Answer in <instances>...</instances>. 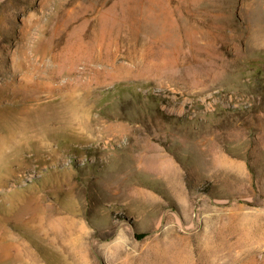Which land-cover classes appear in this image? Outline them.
Masks as SVG:
<instances>
[{"label": "rangeland", "instance_id": "1", "mask_svg": "<svg viewBox=\"0 0 264 264\" xmlns=\"http://www.w3.org/2000/svg\"><path fill=\"white\" fill-rule=\"evenodd\" d=\"M65 1L0 0V264H264V0Z\"/></svg>", "mask_w": 264, "mask_h": 264}, {"label": "bare ground", "instance_id": "2", "mask_svg": "<svg viewBox=\"0 0 264 264\" xmlns=\"http://www.w3.org/2000/svg\"><path fill=\"white\" fill-rule=\"evenodd\" d=\"M112 0H66L65 1V4H64V6L63 7H65V8H67V6H69L68 8L69 9H71V10H73L74 12V17L76 18L77 17V20H79V21H81V24L83 25H85L86 24V22H87V20H88V18H89V15H91V13L94 11H97L99 8H101V7H104L105 5H107L108 3H110ZM41 3V2H40ZM45 3H46V1H45ZM64 3V2H63ZM42 4V3H41ZM47 4V3H46ZM65 8H64V10H65ZM69 13V12H68ZM119 174V173H118ZM117 187V186H116ZM115 188V187H114ZM116 189V188H115ZM119 189V188H118ZM114 190V189H113ZM113 192V191H112ZM117 193V192H116ZM36 205V204H35ZM36 208V207H35ZM62 232H63V229H62ZM52 233V232H51ZM216 233V232H215ZM214 233V234H215ZM219 235V234H218ZM220 235H221V233H220ZM82 236V235H81ZM81 236H79V239H80V237ZM214 236V235H213ZM62 239V238H61ZM209 239H212V238H209ZM161 240H164V237H162L161 238ZM66 241V240H65ZM74 241V240H73ZM206 241V240H205ZM209 241V240H208ZM207 241V242H208ZM214 241V240H213ZM69 242V241H68ZM71 242V241H70ZM66 243H67V241H66ZM77 243V242H76ZM79 243V242H78ZM209 243V242H208ZM210 243H212V242H210ZM214 243V242H213ZM22 244V243H21ZM72 244V243H71ZM166 244H168V243H166ZM23 245V244H22ZM117 245V244H116ZM174 245H175V243H174ZM173 245V246H174ZM204 245V244H203ZM202 245V246H203ZM207 245V244H206ZM206 245H205V247H206ZM13 246H15V245H13ZM67 246V245H66ZM118 246H119V244H118ZM228 246V245H227ZM114 247H115V245H114ZM166 247V246H165ZM211 247H212V245H211ZM211 247H208L206 250H200V252H199V254H198V256H199V259L201 258L202 259V262L204 261V260H207V262H209V261H213V260H211V256H213L214 254H216V253H218L219 251H217L218 249H216V248H211ZM214 247H216V246H214ZM218 247V246H217ZM223 247V246H222ZM202 248V247H201ZM25 249V248H24ZM170 248H168V247H166V248H164L163 250L164 251H166V250H169ZM182 249V248H181ZM198 249V248H197ZM188 251H189V248H188ZM187 251V252H188ZM27 252V251H26ZM168 252V251H167ZM228 252V251H227ZM227 252H225V253H227ZM233 252V251H232ZM176 253H178V251L176 252ZM181 253V252H180ZM180 253H178V254H180ZM230 253V255H233V253H231V251L229 252ZM28 254V253H27ZM31 254H33V253H31ZM82 254V253H81ZM189 254V253H188ZM171 255V254H170ZM173 255V254H172ZM186 255V254H185ZM218 255H220V254H218ZM223 255H224V253H223ZM228 255V254H227ZM36 256V255H35ZM77 256V255H76ZM83 256V255H82ZM179 256V255H178ZM178 256H176V258H178ZM183 256V255H182ZM190 256H193V255H191L190 254ZM220 256H222V255H220ZM219 256V257H220ZM226 256V255H225ZM27 257V256H26ZM172 257V256H171ZM174 257V256H173ZM217 257V256H216ZM83 258V257H82ZM189 258V257H188ZM193 258V257H192ZM213 258V257H212ZM215 258V257H214ZM223 258V257H222ZM172 259V258H171ZM175 259V258H174ZM226 259V258H225ZM232 259V258H231ZM169 260V259H168ZM189 260V259H188ZM192 260V259H191ZM193 260H194V258H193ZM196 260H197V258H196ZM218 260V259H217ZM227 260V259H226ZM172 261H173V259H172ZM175 261V260H174ZM177 261V260H176ZM219 261V260H218ZM218 261L216 262V263H218ZM224 261V260H223ZM228 261H230V259L228 260ZM179 262V261H178ZM185 262V261H184ZM187 262V261H186ZM190 262H192V261H190ZM198 262V261H197ZM205 262V261H204ZM194 263V262H193ZM201 263V262H200ZM213 263H215V262H213ZM223 263V262H222ZM226 263V262H225ZM179 264V263H178ZM186 264V263H185ZM190 264V263H189ZM192 264V263H191Z\"/></svg>", "mask_w": 264, "mask_h": 264}]
</instances>
